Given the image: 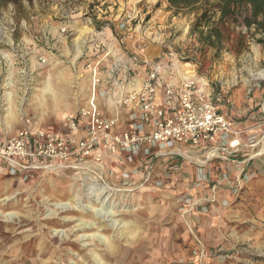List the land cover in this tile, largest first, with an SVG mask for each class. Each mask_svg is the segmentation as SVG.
I'll return each mask as SVG.
<instances>
[{
  "label": "rangeland",
  "instance_id": "1",
  "mask_svg": "<svg viewBox=\"0 0 264 264\" xmlns=\"http://www.w3.org/2000/svg\"><path fill=\"white\" fill-rule=\"evenodd\" d=\"M103 1L0 0V58L7 52L15 68L21 67L23 59V75L0 73V96L5 90L14 96L23 91V109L19 110L23 128L37 119L33 101L37 89L57 82V70L72 68L69 60L59 61L53 47L57 42L54 27L77 20L91 21L95 27L112 26L124 50L132 48L141 65L143 59L161 63L166 79L194 78L223 113L238 110L234 98L251 101L260 95V101L252 106L246 101L241 109L249 118L256 114V119L250 118L256 125H264V45L256 41L264 33L243 24L242 16L241 23L228 21L222 26V43L212 46L208 37L191 31L200 7L175 13L174 25L154 26L153 20L165 11V2L156 8L142 0L132 9L103 13ZM134 30L141 36L132 46L125 37ZM61 31L71 38L68 29ZM35 47L41 52L36 56ZM28 69H34L33 74ZM41 69L44 74L36 71ZM76 110L67 114L80 109ZM55 118L52 123L60 129L64 119L60 123ZM116 161L112 158V171L105 170L102 176L82 166L79 174L70 167L32 175H12L0 168V264H264V170L237 165L245 181L239 189V176L219 175L231 187L232 198L218 205L213 200L194 203L196 190L206 191L203 181L207 175L190 171L187 162L161 186L148 183L133 188L124 184ZM181 161L165 164L153 178H161L167 166ZM116 176L120 183H112ZM92 184L113 189L105 205L114 212L107 219L96 212L103 207L96 200L100 195L86 190ZM160 200H166V206L158 205ZM189 211L204 219L202 228L194 232L184 221ZM211 219H218L217 231L204 235L200 231ZM198 238L207 246L204 253Z\"/></svg>",
  "mask_w": 264,
  "mask_h": 264
},
{
  "label": "built area",
  "instance_id": "2",
  "mask_svg": "<svg viewBox=\"0 0 264 264\" xmlns=\"http://www.w3.org/2000/svg\"><path fill=\"white\" fill-rule=\"evenodd\" d=\"M142 61L147 74L140 87L120 100L132 109L130 127L119 126L116 118L99 109L97 92H107L98 89L100 63L89 62L86 67L93 72L89 104L67 115L56 132L26 126L12 137L0 138V168L12 175H32L69 162L102 176L105 157L111 156L117 160L124 184L140 188L148 183L161 186L173 172L192 161L190 151L203 149L212 157L217 150L234 148L231 138L238 132L233 122L198 81L192 77L177 82L163 79L161 63ZM131 64L130 71H136L140 64L137 56ZM256 117L250 114L251 119ZM163 154L182 161L167 166L161 178H153L156 160ZM243 180L239 176L238 189Z\"/></svg>",
  "mask_w": 264,
  "mask_h": 264
},
{
  "label": "crops",
  "instance_id": "3",
  "mask_svg": "<svg viewBox=\"0 0 264 264\" xmlns=\"http://www.w3.org/2000/svg\"><path fill=\"white\" fill-rule=\"evenodd\" d=\"M140 1L142 0H104L103 2L106 4L103 13H108L109 11L119 12L120 9L123 10L124 7L132 9ZM147 1L151 2L152 5H156L159 0ZM162 7L165 8V11L161 17H157V19L155 18V20H153V25L156 26L158 23L164 24L166 22H171V24H169L174 25L176 19H178L175 10L170 9L167 2H165ZM170 15L171 19L169 18ZM150 27H152V25ZM60 28L63 33L68 29L71 38L69 39L68 36H65L62 33L60 34ZM130 29L131 28H128L127 31ZM116 33V29H113L112 26L102 27L101 30H97L91 21L83 22L77 20L69 26L54 27L53 34L55 35L57 42H54L53 47L57 49L58 56L61 57L59 61H63L64 59L69 60L72 64V68L68 70H57V72L54 73V75H57V82H54L51 85H53V88L59 95L57 100L53 99V95L50 92L43 95L42 88H44V86L37 89L38 92L35 94L33 101L35 102L34 108L38 115L37 119L31 126L32 129H44L56 132L59 130V126H54L51 120L52 117L55 118L56 116L58 119L57 121L60 123L64 119V123L66 116L71 115L67 113H70L75 109L79 110L89 104V101L93 96V72L86 67L89 62L100 63L98 71L101 80L98 83V89L107 92L106 95H101L97 92L96 102L99 109L103 113L110 115L112 118H116L119 126L123 128L131 126L132 109L123 106L120 103V100L128 92L140 87L147 74V69L144 65L139 64L136 67V71H130L129 68H131V63L135 58L133 55L134 50L132 48L127 49V47V50H124ZM22 36L20 37V41L23 42ZM140 36L141 35L134 30V32L132 31L131 33L126 34L125 38L129 44L134 46V43L137 42ZM10 39L13 41L12 38ZM101 43L105 46L99 47ZM33 51H35V56L41 53L39 52L40 49L37 47H35L32 52ZM3 53L4 56L0 58V73L4 71L8 72L9 75H23V59L20 62L22 64L21 67L15 68L10 63L12 58L8 56L7 52L4 51ZM2 64L7 67L2 66ZM80 65L82 66L81 72L77 69ZM33 71L34 69L27 70V72L31 74H33ZM36 71L39 74L45 73L44 69ZM162 78L166 79L164 76H162ZM170 78L174 81H178L173 77ZM16 95L17 96H14L11 91L5 90L3 96H0V138L12 137L23 129V123L19 117V110L21 111V109H23V91L19 95L16 93ZM257 99L260 101L262 97L258 95L256 99L253 98L251 101H247L243 97L238 99L234 98L232 102L236 104L238 110L230 111V113L227 111L224 112L233 122V128L235 131L238 132L231 138V141H234L233 149L217 150L212 154V157H209V152H205L203 149L189 152V157L192 161L187 162V168L190 171L207 175L203 181L206 191L200 192L193 188L194 191H197L195 192L198 197L194 203H206V201L213 200L219 205L223 200H230V198H232L231 187L226 185L225 180L220 178L219 175L222 176L223 174L228 173L231 177H238L240 171L236 169L237 165H241L245 170L246 168H251V165L256 166L261 171L264 170V135H262L261 138H258L262 133L264 134V125H256V122L251 121L249 117L243 114L244 109H241L246 101L247 105L252 106ZM262 104L264 105V102ZM46 111H50L51 115L46 116ZM175 159L179 160L180 158L171 154L161 155L156 160L153 176L155 177L160 174L164 169V165L167 163H173ZM105 161L107 165L106 170L109 172L112 166V157H105ZM58 167H70L71 169L76 170L74 171L75 174L82 172L81 169H77V166H73L69 162L59 163ZM130 167L132 168L133 166ZM115 182L120 183L121 178L116 176L112 183ZM160 201L161 202L157 203L158 205L166 206V200ZM171 203L176 205L177 200H172ZM186 215L187 218L184 219L185 224L189 228L191 227L193 232L194 228H202V222L204 219L201 215L190 211L187 212ZM216 220L218 221V219L206 221V225H203L205 230L200 232L204 235L211 232V230L213 232L215 230L216 232L217 227H214L217 225ZM197 241L199 249L204 253L207 248L205 242L199 238Z\"/></svg>",
  "mask_w": 264,
  "mask_h": 264
},
{
  "label": "trees",
  "instance_id": "4",
  "mask_svg": "<svg viewBox=\"0 0 264 264\" xmlns=\"http://www.w3.org/2000/svg\"><path fill=\"white\" fill-rule=\"evenodd\" d=\"M164 2H167L168 7L174 9L175 13L186 9L196 11L200 7L201 11L192 22L191 31L198 33L200 38L204 35L208 37L212 46L222 43V26L228 21L241 23V16L243 24L247 27L254 26L257 32L264 33V0H159L155 7H160ZM104 25L99 24L96 29L101 30ZM256 41L264 45V38H258Z\"/></svg>",
  "mask_w": 264,
  "mask_h": 264
},
{
  "label": "bare ground",
  "instance_id": "5",
  "mask_svg": "<svg viewBox=\"0 0 264 264\" xmlns=\"http://www.w3.org/2000/svg\"><path fill=\"white\" fill-rule=\"evenodd\" d=\"M42 92H43V95L44 94H48L50 92L53 95L52 97H53L54 100H57L58 97H59L57 91L53 88V85H51V82H47L45 84L44 88H42ZM44 103H45V101H44ZM93 185L94 184L88 185L86 187V190H88L89 193L92 194L93 196H96L97 194L100 195V196H97L96 200L99 201V203L103 207L98 208L96 210V212H97V215L101 216L102 218L105 217L104 219H107L108 217L106 218V216H110L112 214V212H114L112 209H109V207L108 206L106 207V205H105L107 203L106 200H109L110 199V197H111L110 194L112 193V190L113 189H111L107 184H100V185L98 184V185H95V186H93ZM75 199L77 200V197H75ZM62 208H64V207L62 206Z\"/></svg>",
  "mask_w": 264,
  "mask_h": 264
}]
</instances>
